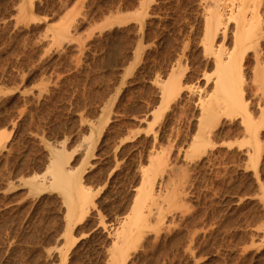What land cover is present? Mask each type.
<instances>
[{"label": "rangeland", "instance_id": "rangeland-1", "mask_svg": "<svg viewBox=\"0 0 264 264\" xmlns=\"http://www.w3.org/2000/svg\"><path fill=\"white\" fill-rule=\"evenodd\" d=\"M207 1L0 0V264H118L119 225L142 205L124 264H264V91L252 79L264 71V0L257 48L240 62L255 141L241 113L197 124L214 76ZM168 72L183 85L171 98ZM198 128L209 144L193 143ZM55 149L88 193L73 224L46 171ZM33 175L48 189L23 182ZM151 183L153 198L134 203Z\"/></svg>", "mask_w": 264, "mask_h": 264}, {"label": "bare ground", "instance_id": "bare-ground-1", "mask_svg": "<svg viewBox=\"0 0 264 264\" xmlns=\"http://www.w3.org/2000/svg\"><path fill=\"white\" fill-rule=\"evenodd\" d=\"M202 1L206 2L207 0L206 1L205 0H202ZM207 2H209V3H207V5L204 3L207 6V8H206L207 9L206 10V13L207 14H206V17L204 18V20H205V25H204L205 26V38H203L204 39L203 42H204V48H205V50L208 52V54L209 53L212 54L213 55V58H214V59H212L213 60V63H212V65H213V71L209 73V75H211V76H212V73H213L214 76L211 79V86L208 87V89H206V90H202V94H203V91L205 93L203 95L197 94V98H196V101L195 102H197V105L200 108V113H199L200 115L198 114V118H199L198 121L199 122L197 121V124H200L202 122L203 123V126L205 125L204 128H202V127L200 128L199 125L197 127H199L200 129H203V130L204 129L207 130V127H209L208 125L211 124V122H209V123L207 122V120H208L207 118L213 117L217 113L219 115H220L221 112H222V115L223 114L225 115V113H227V114H233L234 113L235 115L238 114V113H241L242 114V116H241L242 118H240V121L239 122H241V119H243V121H245V122L242 121L241 122V125L242 126L245 125V127L243 129L246 128L247 129L246 131H248V133L250 132L251 135L253 134L252 135V137L254 138L253 141H255L256 140L255 138L257 137V131L256 130H258V129L255 126H253L254 123H253L252 119L250 118L251 116L249 117V115H251V114H248L247 113V109H246L247 107H246V103H245V100L246 99L243 98V95H244L243 94V91L244 90L241 87V84H243L244 79H243V77H242L243 75L241 73V65H240V62H241V59H242L243 55H245V52L249 48H251L249 50H251L252 52H254L256 50V49L254 50V47H256V44H254V43H258L256 41L257 40L256 38L258 36L256 34L257 33L256 31L257 30L259 31V28H261V27H258L259 26V20L260 19L258 20V18H257V11H258L257 8L260 6V4L263 2V0H208ZM229 23H231V27H230V30H231V34L230 35L232 36V38H231L232 39L231 40V45H230V47H228L226 45H224V47H223V45L218 42V39H219V37L224 36L223 34L225 33V31H226L227 26L229 25ZM62 32H63V30H61V33ZM54 35L56 37L59 36L58 34L57 35L54 34ZM224 37H222L223 38V41H224ZM59 39H60V37H59ZM61 39H62V37H61ZM220 40H221V38H220ZM223 41H222V43H224ZM254 57H256V56H254ZM254 70H255V74L252 73L254 76H252V74H251L252 79H254L253 82H255L254 85L258 89H261L262 92H263L264 91V71H263V73L262 72L260 73L258 71L259 73L256 74V68ZM177 71H176V73H177ZM172 75H173V73L170 74L164 81H162V82L160 81L162 83L161 91H162V95L163 96L167 94L166 97H168L174 91H176V90L178 91L179 89H182L183 88V85H182V88L179 87V84H180L179 81L178 82H173L175 79H172V82H171L170 79H171ZM209 75L208 76H205V77H207V79H209L210 78ZM178 80H179V78H178ZM206 82L207 81H205V83ZM205 83L203 85H205ZM253 86H251V87H253ZM190 87H191V85H190ZM198 87H200V86H198ZM192 89H193L192 91H194V93H195L194 87H192ZM200 92H201V90H200ZM255 92H253L252 94H254ZM256 96H257V94H256ZM170 98H168V99H170ZM258 104H259V102H258ZM251 105H252V103H251ZM256 106H257V104H256ZM262 110H261V114L263 115ZM248 112H250V111H248ZM241 114H239V115H241ZM204 118H205V120H203ZM212 119H213L212 121L215 120L214 117ZM210 120H208V121H210ZM205 121L207 123H205ZM214 123H217L216 120L214 121ZM262 123H264V122H262ZM260 124H261V122H260ZM200 125L202 126V124H200ZM206 125H207V127H206ZM258 126H260L259 128H261V125H258ZM211 127H213V126H211ZM211 127H209V128H211ZM199 128H198V130H199L198 132L199 133H196L195 132L197 134V141L196 142L195 141L194 142L191 141L194 144L195 143L198 144V145H196L197 147H200V146H203V145L205 146V144H202V142H203V140L205 142L207 140V139H204V137L206 135V134L204 135L205 131L200 130ZM253 128H256V129H253ZM208 131L209 130H207V132ZM244 132H245V130H244ZM223 133L225 134V132H223ZM226 133H227V131H226ZM0 136H2V134ZM206 137H208V136H206ZM2 138L3 137H0V141H2L1 140ZM198 141H200V142H198ZM258 141H259V138H258ZM247 143H248V141H247ZM207 144H209V142ZM259 144H258V148L260 147ZM192 147H191V149H192ZM61 148L63 149V147H61ZM202 148L204 149V147H202ZM254 148L256 149V147H254ZM257 149H256V151H257ZM193 150L196 151L195 148H193ZM195 151H193V152H195ZM200 152H202V151H200ZM50 153L52 154V156H51V160H50L49 165L46 167V171H49V174L51 176L50 178H52V180H53V185H52L51 189H53V190H59V191L63 192L64 195L66 196L65 199L67 200V209L65 210L66 211L65 212L66 213L65 215L68 218V220H67L68 222L67 223H72L73 221L76 222L78 220H81L82 218H84V214L82 212L84 210H82V209H83L84 203L88 200L87 199L88 193L84 189H81V187L83 186V184H82V186L79 185L81 183H79V177L77 178L78 175L75 174L73 176L71 174L74 171L73 172L71 171V174H69L68 172L71 169L69 171L67 169H65V165H66V163H68V160L70 159V156L65 157L64 154H63L64 152L61 151V149L60 150L59 149H57V150L55 149L54 152H50ZM248 157H250V156H248ZM152 160H150V163L153 162L151 164H154L156 161H154V160L152 161ZM155 165H156V163H155ZM157 165L159 166V164H157ZM35 177L36 176L33 175V176H30V177L24 178L23 179L24 181L23 180L22 181L24 183H27L26 185L27 186H30L31 189L35 190L36 192H42L45 189H48L46 187H43V185H40V183H37L38 181H35L36 180ZM43 178H44V176H43ZM144 178L145 177H143V179ZM141 181H143V180H141ZM51 182H50V184H52ZM145 182H147V181H145ZM148 183H150V182H148ZM152 184L153 183L150 184V187H149V184H148V187L149 188L147 187V189H146L147 191L143 189L144 192L146 191L145 193L142 192L143 191L142 189H141L142 191H139L138 192L139 194L138 193H135L136 195L134 196L135 197L134 199H136V201L134 200V203H138V202L140 203L141 200H142V202H145V201H148V200L150 201L153 198V194L154 193L152 192L153 191L152 190L153 189L152 188ZM142 186H144V184L141 185V188H142ZM138 190H140V189H138ZM50 191H52V190H50ZM71 191H72V193H71ZM140 192H142L143 195L140 194ZM137 194H138V196H137ZM67 197L70 198L69 201H68V198ZM62 200H64V197H63ZM142 208H144L143 205L140 207V209L138 211H135V213H133V219H131L133 221V223L136 222V221H138V223L136 222V224L135 223L133 224L132 221L130 220V218H128V216H127V218H125L126 221L123 220L121 222V224L119 225V228L118 229H120V230H119V232L117 231L118 232V235L117 236L115 235L117 238L115 237L116 239H115V241L113 242V245H112L113 246V250L115 252H117L116 253L117 256L116 255L114 256V254H112V255H113V258H115V260H116V262L118 264H121V263L124 264L123 257H125V255L123 253L125 251L124 247H126V246L123 247V244L125 245L124 242H126L127 238L131 236L129 230L126 231V228L128 226L130 227V222H131V225H133V226L134 225L135 226L137 225L136 227H139L138 225H140V222L141 221H143V220L146 221L145 220L146 218L144 219V216L146 214L143 213L144 211H142L143 210ZM79 212H81V213L79 214ZM130 217H132V216H130ZM142 217H143V220H141ZM128 223H129V225L127 226ZM67 226H68V230H67L66 233H70L73 225L67 224ZM115 230H114V232H115ZM131 239H132V237H131ZM76 241H77V239H75V238L73 239L72 238L71 241H70L69 247L71 248L76 243ZM115 260H114V262H115Z\"/></svg>", "mask_w": 264, "mask_h": 264}]
</instances>
